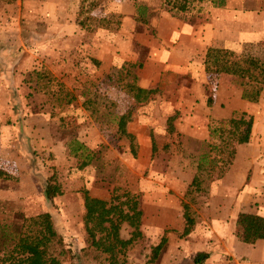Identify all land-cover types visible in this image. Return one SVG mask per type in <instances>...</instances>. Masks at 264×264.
I'll return each instance as SVG.
<instances>
[{"label": "rangeland", "instance_id": "1", "mask_svg": "<svg viewBox=\"0 0 264 264\" xmlns=\"http://www.w3.org/2000/svg\"><path fill=\"white\" fill-rule=\"evenodd\" d=\"M162 3L102 0L78 16L79 0L0 1V264L11 249L2 234L41 213L62 239V264H109L80 252L84 191L113 204L135 197L140 237L114 264H192L198 251L210 254L202 264H264L263 241L234 236L239 212L264 215V87L249 102L232 77L203 71L207 49L261 57L264 0H203L178 15ZM86 15L113 23L86 30ZM130 84L149 93L136 100ZM241 112L251 133L228 157L231 142L210 131ZM48 184L60 191L50 203ZM131 232L119 226L121 239Z\"/></svg>", "mask_w": 264, "mask_h": 264}, {"label": "trees", "instance_id": "2", "mask_svg": "<svg viewBox=\"0 0 264 264\" xmlns=\"http://www.w3.org/2000/svg\"><path fill=\"white\" fill-rule=\"evenodd\" d=\"M11 3L15 0H0ZM102 0H79L78 16L87 14L97 7ZM203 0H163V7L171 11L173 15L185 13L192 2ZM87 3V4H86ZM213 8H223L227 0H209ZM136 20L145 23V7L138 5L135 8ZM89 22L90 24H86ZM111 21L104 19L96 20L95 17L86 15L79 26L86 30L94 28H108ZM91 23H94L91 26ZM117 25V21L115 22ZM261 57L250 55L237 56L233 52L222 49H207L203 59V71L207 74H223L233 78L240 89V97L249 101L257 102L261 89L264 87V39L261 43ZM137 67H140L138 65ZM130 92H135V99L148 94L149 91L142 90L134 84L126 86ZM139 95V96H138ZM206 105H211V97L207 98ZM171 118L167 121V130L171 132ZM252 127V119L245 112L235 114L228 120L222 122L218 127L212 128L210 135L218 138L223 145L230 143L228 157L233 154V145L247 143ZM118 132L126 138L131 136L124 129V120L120 117L117 123ZM224 134L226 137H224ZM83 149L82 145L73 143ZM76 149L70 150L74 153ZM190 186L198 187L194 177ZM44 195L49 203L55 196L60 195L58 187L46 185ZM128 196V195H127ZM83 205V229L86 234L87 247L80 250L83 255L92 249L101 255H105L109 264H114L118 255H122L133 238H139V222L141 212L138 209L134 196L126 197L125 201L113 204L97 198H92L84 191L82 192ZM184 227L181 235L186 236L190 232L192 219L186 213L183 206ZM126 223L132 229L131 237L123 240L119 237V226ZM234 236L244 243L251 244L256 240H264V215L239 212L234 226ZM4 244L11 246L5 255L6 264H62L66 250L63 248L61 237L56 233L51 222L50 215L41 213L33 217L23 218L19 226L9 227L8 233H3ZM165 238L161 237L159 243L151 250V261L162 248ZM208 258L205 252H197L192 258V264H202Z\"/></svg>", "mask_w": 264, "mask_h": 264}, {"label": "crops", "instance_id": "3", "mask_svg": "<svg viewBox=\"0 0 264 264\" xmlns=\"http://www.w3.org/2000/svg\"><path fill=\"white\" fill-rule=\"evenodd\" d=\"M256 241H263L264 242V240L263 239H259V240H256ZM240 244H243V245H252V244H248V243H244L243 241L241 242L240 241ZM198 252H205V251H198ZM205 253H207V251L205 252ZM208 254V257H210V254L209 253H207ZM211 257H212V255H211Z\"/></svg>", "mask_w": 264, "mask_h": 264}]
</instances>
